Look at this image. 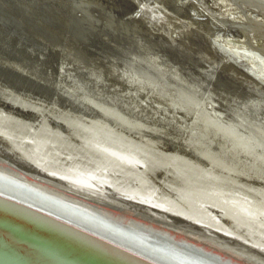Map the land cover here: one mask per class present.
Wrapping results in <instances>:
<instances>
[{
	"label": "bare ground",
	"instance_id": "6f19581e",
	"mask_svg": "<svg viewBox=\"0 0 264 264\" xmlns=\"http://www.w3.org/2000/svg\"><path fill=\"white\" fill-rule=\"evenodd\" d=\"M35 1L38 2L39 0L38 1L35 0ZM61 1H63V0H61ZM67 1H69V0H67ZM72 1H74V0H72ZM147 1H149V0H147ZM177 1H179V0H171L172 7L174 6L173 4L176 3ZM189 1H191V3H193V5H194V3L197 4L196 2L198 0H189ZM203 1L204 0H201V2H203ZM227 1L230 4H234L235 6L238 5V6L242 7V8L237 7V9L240 12H242V14H240V15H243L242 17H244V19L242 17H241V19H243L242 21H238V18H236L237 20L236 19L232 20L233 18L224 19V24L227 26V28L228 27H233V29L234 28H240L244 32V34L248 37L247 43H249V45H253L250 47H246V49H247L246 52L249 53V55H251V56H253V55L256 56L259 61H264V47L261 48V47L256 46L254 41H253V39L256 38V39H261L264 42V0H227ZM164 2H162V3H164ZM166 2L164 4H166ZM48 3L45 4L46 7L49 6ZM53 3H55V1ZM86 3H87V1H86ZM88 3H87V6H88ZM140 3L142 4L141 1H140ZM149 3L150 2H147V4H149ZM162 3H161V5H162ZM178 3H180V1ZM182 3L183 2L181 1V4ZM184 3H186V1ZM57 4H55V5H57ZM60 4H59V6H60ZM67 4H68V2H67ZM89 4H91V3H89ZM164 4L162 5L161 8H163ZM27 5L25 4V6H27ZM43 5H41V6H43ZM143 5H146V4L144 3ZM157 5H158V3H157ZM177 5H175V6H177ZM199 5H201V4H199ZM221 5L219 7H221ZM25 6L23 8H25ZM29 6H31V5H29ZM32 6H33V4H32ZM32 6L30 9H32L34 7V6L33 7ZM227 6H228V4H227ZM43 7H45V6H43ZM46 7H45V9H46ZM37 8L38 7L36 6V9ZM54 8H55V6H54ZM71 8H73V7H71ZM149 8L150 7H148V9ZM155 8H157V7H155ZM180 8H181V6H180ZM184 8H185V6H184ZM195 8H196V6L194 7V9ZM217 8H215V9H217ZM34 9H35V7H34ZM47 9H49V8H47ZM63 9L65 10L66 8H63ZM85 9H86V7H85ZM148 9H147V6L146 7L142 6V10L144 12H148L149 11ZM157 9H159V7ZM179 9H177V10H179ZM186 9H187V7H186ZM200 9H201V7H200ZM203 9H205V8L202 7V10ZM231 9H234V8H231ZM25 10H26V8H25ZM44 10H43V12H44ZM163 10L165 12L166 9H163ZM57 11L58 10L56 9V12ZM140 11H138V12H140ZM181 11H182V8H181ZM181 11L179 13H181ZM183 11H182V13H183ZM203 11L205 12V10H203ZM38 12H39V10H38ZM222 12L224 13V11H222ZM34 13H36V11ZM63 13H64V11H63ZM66 13H69V12H66ZM66 13H64V14H66ZM153 13H155V12H153ZM205 13L214 14L213 11L208 9V8L206 9ZM61 14H62V12H61ZM70 14H72V13H70ZM187 14L190 17L189 11ZM198 14H199V12H198ZM200 14L202 16L206 15L204 13L203 14L200 13ZM36 15H33V16H36ZM174 15H176V14H174ZM51 16H53V15H51ZM144 16H145V14H144ZM164 16L167 17L166 15H164ZM170 16H171V14H170ZM177 16H180V15H177ZM198 16H200V15H198ZM206 16H205V18H206ZM208 16H209V18H211L212 15L211 16L208 15ZM220 16H222V15H220ZM38 17H40V19L42 18L39 15H38ZM57 17H59V16H57ZM64 17L65 16H62V18H64ZM191 17L193 18V16H191ZM238 17H239V14H238ZM28 18H30V16ZM145 18H147V17H145ZM215 18H218V17H215ZM215 18H213V20ZM226 18H229V17H227V15H226ZM25 19H26V17H25ZM40 19H38V20H40ZM42 19H44V18H42ZM167 19H168V17H167ZM170 19H172V18H170ZM110 20H111V17H110ZM151 20H153V19L151 18ZM151 20H149V21H151ZM211 20H212V18H211ZM44 21L45 20H43V22ZM66 21H67V23H70L69 22L70 20L68 18H66ZM203 21H205V20H203ZM220 21L222 22V20H220ZM33 22H34V20H33ZM178 22H179V20H178ZM178 22H176V24H179ZM183 22L185 23V21H183ZM46 23L47 24L49 23V25L51 24L50 22H46ZM151 23H150V25H151ZM153 23H154V21H153ZM182 23H181V25H182ZM224 24H222V25H224ZM52 25H54V24H52ZM174 25H175V23H174ZM185 25H184V27H185ZM166 26H168V25H166ZM171 26H173V24ZM177 26H179V25H177ZM214 26H216V25H213V27ZM175 27H176V25H175ZM20 28H21V26H20ZM33 28H35V27H33ZM75 28H77V27L75 26ZM151 28L153 29V27H151ZM164 28H166V27H164ZM52 29H53V27H52ZM178 29H179V27H178ZM180 29H181V27H180ZM230 29H232V28H230ZM37 30H39V29H37ZM43 30L44 29H42V32H43ZM32 31H33V29H32ZM40 31H41V29H40ZM185 31H184V33H185ZM45 32H47V31L45 30ZM214 32H212V33H214ZM29 33H31L30 35H32L31 29H30ZM34 33H35V31H34ZM49 33H51V32H49ZM67 33H69V32H67ZM174 33H176V32H174ZM209 33H210V31H209ZM218 34H219V32H218ZM51 35H53V33H51ZM221 35H222V33H221ZM40 36H42L44 38L46 37L45 35H40ZM40 36H39V39L37 38L38 40H40ZM177 36H178V38L180 37L179 35H177ZM207 36L208 35H206V37ZM47 37H49V36H47ZM162 37H163V35H162ZM212 37H213V35H212ZM34 38H36V37H34ZM52 38H54V37H52ZM59 38H60V36H59ZM71 38H73V37H71ZM165 38H167V37H165ZM209 38H210V35H209ZM0 39H4L1 43L2 46L8 45V47H5L6 49H5V51H3L4 53H0L1 59L11 63V60H13V59L10 58V53H14V51H18V53L21 55L27 53L28 48H26V46H24L23 41H21L19 39L18 40L15 39V43L20 44V45L17 44L18 48L16 50H15V48L9 49L14 44V43H11V40L14 39L12 37V34L6 33V35H3V34H1V30H0ZM173 39H175V38H173ZM176 39H177V37H176ZM74 40H76V39H74ZM177 40H179V39H177ZM211 40H213V39L211 38ZM51 41H50V43H51ZM55 41H56V39H55ZM60 44L61 43L59 42V45ZM65 44H67V43H65ZM213 44H215V46L221 51V54H222L221 58L223 60L226 59L229 63V64L227 63L226 65H224V67L226 66L229 70L230 66H231V68L233 66H235V68H237L240 73L244 74L245 77L250 80V82L253 80V83L256 86H259V88L264 92V76L259 75L260 71L257 68H253V67H249L248 65H245L244 61L239 60L238 53H235L233 50H230V48L227 45L220 42L219 40L217 41L216 38H214ZM45 46H47V45H45ZM65 46H64V48L67 49ZM61 47H62V45H61ZM64 48H63V50H64ZM75 48L77 50V47H75ZM75 48L73 47V49H75ZM81 48H79V49H81ZM1 49H3V48H1ZM34 50L37 51V49H34ZM59 50H61V49H59ZM29 51L35 53V51H33V49H32V51L31 50H29ZM65 51L68 52V50H65ZM69 53L70 52H68V55H71ZM216 53H218V52H216ZM229 53H231V54L235 53L236 55L234 57V56H231ZM66 54L67 53H65V55ZM68 55L66 56L67 58H68ZM63 56H64V53L61 57L63 58ZM93 56H94V54L92 55V57ZM71 57L74 58V56H71ZM79 58H81V57H79ZM86 58H85L86 61L88 60V58H89V60L92 59V58L90 59V57H86ZM100 58H102V57H100ZM69 59L71 60L72 58H69ZM241 59H243V57ZM70 60H68V61H70ZM73 60H76V59H73ZM95 60H94V62H95ZM52 61L53 60H51V62ZM86 61H85V63H86ZM91 62H93V61H91ZM52 63H54V62H52ZM79 63H81V62L79 61ZM100 63H101V61H100ZM76 64H78V63H75V65ZM96 64L98 67L104 68V67H102L103 64H102V66H99V65H101L99 63H96ZM188 64H190V63H188ZM48 65H50V64H48ZM91 65L94 66L93 64H91ZM80 67L85 68V70H86V72L84 70V72H82V73L77 72L79 74V76H80L79 78L81 80H83V78H86L85 80H87L88 78L86 75H90V76L95 75L96 76L95 78H97V79H93V77H92V80L94 82H96L100 79V77L98 78V76H97V74H99L97 69L94 68L92 71V69L90 70L89 67L85 66V64L83 66H79L78 68H80ZM107 68H106V70H107ZM122 69H124V68H122ZM104 70H105V68H104ZM75 71H73V72H75ZM46 72L47 73H45V74L43 72H41L42 73L41 75L42 76L44 75L43 77L48 78V79L47 78L44 79V82L45 83L48 82L49 85L53 83V84H55V87H60V84H59V82H57V79H55V77L51 78V76H54V73H52V71H50V69L48 71L46 70ZM80 72H81V70H80ZM110 72L116 73V75H118V77L123 78V79L131 82L132 84H135V83L141 84L142 83L140 80L139 81L141 83L138 81L134 82L135 81L134 79H136V80L139 79V78L137 79V77L134 78L135 74L133 76V81H132L131 80L132 76H130V75H128V77H125V76L121 75V72L120 73L113 72L112 69L110 70ZM198 72H199V70H198ZM122 73L126 74L125 72H122ZM48 75H51V76H48ZM103 75L101 74L100 76L102 77ZM129 76L131 79H129ZM136 76H137V74H136ZM138 77H140V76H138ZM80 79H79V81H80ZM89 80H91V79H89ZM106 80H107V78H106ZM0 81L3 83L2 80H0ZM114 81H116V79ZM65 82H66V80H65ZM102 82H104V81H102ZM112 83L113 82H111L110 84H112ZM148 83L153 84L150 81ZM116 84H117V82H116ZM139 84H138V86H141ZM145 84H146V82H145ZM118 85H120V84L118 83ZM61 86H63V84ZM98 86H100V85H98ZM121 86H124V85H121ZM143 86L145 87V85H142L141 87L143 88ZM67 87L66 88L69 92L77 93V91H76L77 89L75 86H73V84H69ZM117 87H119V86H117ZM117 87H116V89H118ZM167 87L165 90L162 88L163 91L161 90V94L165 93V94H168L170 96V92H169V90H167ZM223 87H225V86H223ZM142 88H141V90H142ZM150 88H151V86L149 87V89ZM120 89H121V87H120ZM59 90L60 91L64 90V87L63 88L60 87ZM104 90H106V89H104ZM138 90L137 91L135 90V91L138 92ZM154 90H156V89H154ZM175 90H177V89H175ZM145 91H147V90H145ZM179 91H178L179 95L177 94V91H175V94L174 93L173 94L171 93V94L174 96L177 95L179 97L178 101L181 104V106H180L181 108H183L185 110H191V108H192L191 105L195 103L194 98L192 97L191 94H189V92L187 90H183L181 92V94ZM101 92H103V90ZM121 92H123V90ZM133 92H134V90H133ZM116 93H118V92H116ZM124 93H126V92H124ZM155 93H156V91L154 92V94ZM138 94H141V93H138ZM13 95H15V97H17L18 99L24 100L23 99L24 97L21 95H16L14 93H13ZM72 95L76 98L75 102L77 101L76 103L80 105L79 106L77 104H75V105L73 104V106H75V108L76 107L79 108L80 110H75V109L70 110L66 106V110H64L63 112L66 111V113H68L69 115H67V116L65 115V117H61V118L59 117V119L64 121V122L66 120L69 123V124L67 123L69 125V127H66L67 129H62L64 127H63V124L60 122H58V123L61 124V126H57V125H54V126L51 125L50 126V124L46 120L44 122L40 123V125H39L35 121L22 119L16 115H14L13 113L6 111L5 109L2 108V106H0V144L3 146V152H4L3 153L0 151V187L2 188V191H0V194L2 195V197L6 198V199H10L12 201H15L12 199V197L13 198L19 197L21 199L23 198V200H26L27 202H29V203L37 206V207L39 206V208L44 209V211H46V212H50L52 214L63 215L65 217H69L73 220H86V221L88 220L89 223L95 225L94 226L96 228L95 230L100 235H103L104 237L111 236V237H113V238L110 237L111 240L117 241L120 244L122 242L127 243L129 246L134 247V248L136 247V248L140 249L141 247H144L143 244L144 245L145 244L151 245V243H156L157 245H160L165 249H168V248H170V250L174 249L177 253H180L183 256L185 255V256L192 257V255H193L197 259L203 260V261L200 260L201 262H207V263H211V264L212 263H214V264H256V263L252 262L251 260L247 259V257H249L248 255H246L244 252H242L240 250H237L236 248H233V247L225 248L223 245L215 244L212 241H209L211 244H214V246H211V245L207 244V243H209L208 239H203L202 236L194 235L195 236L194 237V236L188 235L190 238H192V239H190L188 236H182V235H179L175 232H171L170 230L163 229L161 226H158L155 223H151L149 221H146V220H143L140 218H136L134 216L135 214L132 211H130L124 207L123 208L118 207L117 204H119V203H116L117 200L111 199V198H113L112 195H110L104 191L106 189H109L110 187H112L115 190H117L119 193H123L127 197H130L131 199H134L136 201H140V202H143V203H146L149 205L160 207L167 212L176 213L179 216L185 217L187 220L188 219L195 220V221L200 222L204 225H209L215 229L223 231L227 234H230V235L233 234V235L243 237L246 240L253 241L254 243H257V244L264 247V154H263L264 152L261 154H258V152H257L258 150H256V148H254V146H251L249 144L246 146V143H245V145H242V143H239L238 140L233 136L234 133L232 131H231L232 134H230L229 131H230L231 127H229L228 129L224 128V127H226L225 124L221 125V123H222L221 121L217 122V120H219L218 118L214 119L210 115L211 113H206V112L202 111L200 113L202 115H199L198 117L196 116L198 118V121H201V122H199V123H201V126H203V128L200 127L202 131H199V130L197 131L196 128H195L196 131H194V129L192 128V125L190 127L193 129L191 132V135L192 136L196 135L195 137L198 138L196 140L201 142V144L196 145L195 148L197 149V151H199L202 155L208 157L210 160L209 162L204 163V161H200L199 157L196 156L195 154L193 155L195 158L194 157L192 158L190 156L183 154L184 152L182 150L180 153L178 151L177 152L174 151V149H173V151L169 148L167 150L161 149L159 144H158L159 141L149 139L148 138L149 136L147 133V132H150V133L156 132V130L158 128H149L148 127L149 129H155V130H142V131L133 130L129 135V134L125 133V131L127 132V130L121 129V127L119 128L110 122H106L103 118L102 119L97 118L99 116L94 117V116H91L89 114L83 113V111L86 110L87 107H91L93 109L100 108L104 112H109V113L117 115L116 117L118 119H121L122 121H127L132 126H136V125L137 126H141V125L144 126L145 125L141 121V119L124 114L123 112H121L119 110V108H117V107L115 108L113 105L108 104L106 100L103 101L100 99H96L94 96H92V97L87 96V98H86V97H82L78 94H72ZM126 95H128V93ZM134 95H132V96L134 97ZM105 96H107V95H105ZM137 96H139V95H137ZM151 96H153V95H151ZM151 96H150V98H152ZM129 97H131V95ZM140 97H142V96H140ZM159 97H160V95H159ZM165 97H167V96H165ZM25 99H27V98H25ZM160 99H161V97H160ZM116 100H118V99H116ZM145 100L147 101V99H145ZM145 100H143V101H145ZM196 100H199V99H196ZM15 101H18V100H15ZM30 101H32V100L30 99ZM127 101L128 102H126V103H128V106H129V103H130V105L134 103V101H131V100H127ZM170 101H171V99H170ZM19 102H21L22 104H24L26 106L28 104L27 102L21 101V100ZM63 102L64 101L59 102L58 104H61V103L63 104ZM121 102H123V100ZM152 102H153V100H152ZM117 103H120V102H117ZM71 104L72 103H69L67 105L69 106ZM197 104H196V107L199 105V104L198 105ZM142 105H143V103H142ZM158 105H160V104H158ZM36 106L40 107L38 105H36ZM120 106H121V104H120ZM128 106H126V107H128ZM133 106H135V105H133ZM173 106H175V103ZM82 107H86V108L83 109ZM95 107H97V108H95ZM123 107H125V106H123ZM129 107L131 108L132 106H129ZM136 107L138 108V106H136ZM144 108L147 109V107H144V105H143V109ZM171 109H173V108H171ZM176 109L178 111V108H175V111H176ZM200 109L201 108H199V110ZM133 110H134V108H133ZM159 110H160V108H159ZM197 110H198V108H197ZM139 111H141V109ZM153 111H156V110H153ZM97 112H99V111H97ZM168 112H170V111H168ZM100 114L103 115L102 112H100ZM149 114H145V115L147 116ZM172 114H171V116L173 117ZM138 115H140V114H138ZM188 115H186V117ZM192 115H193V113H192ZM164 116H165V114H164ZM142 117H143V115H142ZM148 118L146 117L147 120H148ZM184 119H185V116H184ZM154 122H156V121H154ZM178 122H180L179 118H178ZM182 122H184V121H182ZM196 122H197V120H196ZM175 123H176V121H175ZM193 124H195V123H193ZM36 125H38L39 127L38 126L36 127ZM154 125H155V123H154ZM47 126H50L51 129H48ZM180 126H184V125H180ZM163 127L165 128V126H163ZM170 127H171V125H170ZM190 127H189V130H190ZM130 128L134 129V127H130ZM232 128H233V126H232ZM171 129H173V128H171ZM171 129H169V130H171ZM179 129H180V127L178 128V130ZM236 130L238 131V129H236ZM170 132H172V130ZM166 134H167V132H166ZM178 134L179 133L174 132L173 137L176 138V136H179ZM236 134L239 135L240 133L236 132ZM208 135L210 136V139H209L210 141H207V137L204 139H201L203 136H208ZM181 136H179V137H181ZM185 136H187V135H185ZM243 136H246V135H243ZM247 137H248V135H247ZM246 140H248V139H246ZM202 144H204V146ZM211 144H213V145H211ZM259 144H260V142H259ZM262 145L264 146V143ZM172 146L174 147V145H172ZM256 146L258 148V145H256ZM263 146L260 145V147H263ZM176 149H177V147H176ZM261 152H262V150H261ZM11 158H13L15 160H13ZM21 162L33 163L39 168L38 171H43V172L48 173L50 175L63 178L64 180L67 179L66 180L67 182H70V184H72V185L78 186L77 188L84 190V192L75 188V187L72 188L69 186L66 187V186L60 185L56 181L49 179V178L45 177L44 175H41L40 173L37 172V170L31 169L27 166H23V164ZM211 163H215V165L211 164ZM163 166L165 168H167L168 171H171V174H169L170 176L169 175L167 176L165 173L160 172L164 168ZM158 167H161V168L158 169ZM170 167H172L173 169H176V171L178 173L185 176L184 179L180 178V180H181L180 183L175 182L174 179H172L171 175L173 174L172 173L173 169H169ZM176 171L174 170L175 174H176ZM241 178H242V181L240 180ZM189 180L191 182H193L194 184L195 183L197 184L195 186V188L189 186V184L191 185V182H189ZM230 180L232 182H230ZM244 181L247 182V184ZM238 183H240V184H238ZM248 183H249V185H248ZM161 185L166 186V188H165L166 190H164V189L161 191L158 190ZM2 193L8 194V195L10 194L11 196L9 195L10 197H7V196L3 195ZM93 195L94 196H100L101 198L94 197ZM104 199H107L106 201H110V202L106 203L104 201ZM34 212H36V211H34ZM259 217H261V219H259ZM168 227L171 230H173V228H174V227H171L170 225ZM174 230L177 231L176 229H174ZM177 232H179L180 234L184 233L183 230H181V231L178 230ZM200 240L206 241L207 243H202V242L199 243ZM136 245H139V246H136ZM215 248H218L219 250H217ZM141 249L143 251V248H141ZM143 252L146 253L147 251H143ZM147 254H149V253H147ZM150 256L153 257L154 255L150 254ZM0 264H9V263H7V262L1 263L0 262Z\"/></svg>",
	"mask_w": 264,
	"mask_h": 264
},
{
	"label": "rangeland",
	"instance_id": "374dc122",
	"mask_svg": "<svg viewBox=\"0 0 264 264\" xmlns=\"http://www.w3.org/2000/svg\"><path fill=\"white\" fill-rule=\"evenodd\" d=\"M54 1H55V3H53ZM66 1L67 0H65V1L64 0L63 1H61V0H58V1L57 0H51V1L50 0H39L38 2H36L35 0H26V1L25 0H23V1L22 0H14V1L13 0H0V30H1V33L4 32L3 35H6V33L12 34L13 38L23 41L24 46H26V48H28L31 51L33 49V51H35L36 55L40 54L43 56V58L45 57L44 59L47 62L46 64H47L48 68L50 69V71H52V73H54V76H51V77L52 78L55 77V79H57V81L60 84H63V85L65 84L64 86H66V87L69 84H73V86H75L76 89L80 88V86H82L84 79L83 80L80 79V81H79L80 76L77 75L78 74L77 71H78V69H81V68H78V67L83 66L85 64V61L87 59L86 57H90V59L92 58L90 61H93V62L96 59L94 63L101 64V65L98 64L99 66H102V64H103L102 67H104L105 70L103 73L104 75L102 76L103 80L99 79V81L97 83V86L100 85V86L96 87L98 90L92 89L93 91L91 90L90 94H93L94 92H95L94 94H96V96L99 94L97 96L99 99L106 100L107 103L111 104V105H114V103H115V104H119V105L121 104V106L123 105L126 107V106H128V103H126V102H128L127 100L134 101V103L131 105L129 103V106H132L134 108V110H133V108L131 107L133 110L132 114H136V116L138 114H140L138 116L141 117L142 119L144 118L145 120H147L146 117L147 118L149 117L146 122L145 121H143V122L147 126H149V128H158L156 130V133L165 134L167 132V136L169 135L170 137H173L174 132L179 133L178 135L179 136L182 135V136L181 137L176 136V138L178 140L184 141L185 143H189V141H190V143H192L193 145H200L201 142L197 141L196 139H198V138L195 137L196 135L192 136L191 132L193 129H194V131H196V129H197V131L198 130L200 131V129H201L200 127L203 128V126H201V123H199L201 121H198V118H197L199 115H202L200 113L203 111L206 113H211L210 115L214 119L218 118L219 120H217V122L221 121L222 122L221 125L225 124L226 127H224V128L228 129L229 127L232 128V126H233L232 129L230 128L229 132H230V134H232V132L234 133L233 136L238 140L239 143H242V145H245V143H246V146L248 144L251 146H254V148H256V150H258L257 151L258 154H261L264 152V148H263L264 146L262 145L264 143V107H263L264 106V92L259 88V86H256L253 83V80L250 82V80L248 78H246L244 74L240 73L238 71V69L235 68V66H233L234 68L233 67L231 68V66H230L229 70L226 66L224 67V65H226L228 63V61L226 59L223 60L221 58V55H222L221 51L215 46V44H213V40H214V38H216L217 41L219 40L220 42L227 45L230 48V50H233L235 53H238L239 60L244 61L245 65H248L249 67L257 68L260 71L259 75L264 76V61H259L256 56H254V55L251 56V55H249V53L246 52V50H247L246 47L253 46V45H249V43H247L248 37L244 34V32L240 28H234L233 29V27H228L229 28L228 29L227 26L224 24V19L233 18L232 20H235L236 18H238V21H242L244 19V17H242L243 15H240V14H242V12H240L237 9V7L238 8H242V7H240L238 5L235 6L234 4H230L227 0H224V1L223 0H217V1L211 0L212 2L210 0H204L203 2H201V0H198L196 2L197 4L194 3V5L189 0H179L180 3H178L179 1H177L176 3L178 5L179 4L180 5L178 6L176 3H174L173 7H172L171 0H149V1H147V0H77L78 2L76 0H74V1L69 0L70 2L67 1L68 4ZM86 1H87V3L89 2L91 4L88 3V6H87ZM140 1L142 2V4L140 3ZM164 1L165 2L167 1L166 4H164L165 3ZM181 1L183 2L182 4H181ZM185 1H186V3H184ZM46 2L47 3L49 2L48 3L49 6H47V7L45 5V4H47ZM143 2L146 5H143L144 4ZM147 2H150L149 3L150 5L147 4ZM162 2H164V3H162ZM157 3H158V5H157ZM161 3H162V5L164 4L163 8H161L162 7ZM25 4L26 5L28 4V5L25 6ZM32 4L35 7V9L32 6ZM55 4H57V5H55ZM59 4H60V6H59ZM199 4H201V5H199ZM227 4H228V6H227ZM29 5H31L33 8L30 9L31 6H29ZM39 5L40 6L43 5L46 7V9L47 8H49V9L46 10L45 7H43V6L40 7ZM175 5H177L178 7ZM220 5H221V7H219ZM24 6H25L26 10H25V8H23ZM36 6L38 7L37 9L39 10L40 13L36 9ZM54 6H55V8H54ZM142 6H145V7L147 6V9H148V7H150L151 9L149 8L148 12H144L142 10ZM180 6L182 8V11L184 10L183 13L181 11ZM184 6H185V8H184ZM195 6H196V8L194 9ZM71 7H73V8L75 7V8L73 9ZM85 7H86V9H85ZM155 7H157V8L159 7L160 10L155 8ZM186 7H187V9H186ZM200 7H201V9H200ZM202 7L205 8V9H203V10H205V12H206V9L208 8V9L212 10L214 14L205 13L202 10ZM63 8H66V9L64 10ZM215 8H217V9H215ZM231 8H234V9H231ZM56 9L58 10L57 12H56ZM163 9H166L165 12ZM177 9H179L181 11V13H179L180 11ZM43 10H44V12H43ZM35 11H36V13H34ZM63 11H64V13H66V12H69V13L64 14ZM138 11H140V12H138ZM188 11L190 13V17L187 14ZM197 11L199 12V14ZM222 11H224V13ZM61 12H62V14H61ZM153 12H155V13H153ZM70 13H72V14H70ZM200 13L206 14L207 15V16L205 15L206 18L204 15L202 16ZM32 14L33 15L37 14L36 15L37 17L33 16ZM50 14L53 15L54 17L51 16ZM144 14H145V16H144ZM170 14H171V16H170ZM174 14H176V15H174ZM219 14L222 16H220ZM238 14H239V17H238ZM38 15L44 19L41 18L42 19L41 20L40 17H38ZM61 15L65 16V17L62 18ZM164 15H166L168 17V19ZM177 15H180V16H177ZM198 15H200V16H198ZM208 15H210V16L212 15L211 16L212 20H211V18H209ZM226 15L229 18H226ZM29 16H30V18H28ZM50 16L53 18H51ZM57 16H59V17H57ZM109 16L111 17V20H110ZM191 16H193V18L194 17L195 18L193 19ZM25 17H26V19H25ZM145 17H147V18H145ZM215 17H218V18H215ZM241 17L243 19H241ZM66 18H68L70 20L69 21L70 23H67ZM151 18L153 20H151ZM170 18H172L173 20ZM213 18H215V19L213 20ZM38 19H40L41 21ZM33 20H34V22H33ZM43 20H45V21L43 22ZM52 20H53V23H52ZM149 20H151V21H149ZM178 20H179V22H178ZM203 20H205V21H203ZM220 20H222L223 23ZM153 21H154V23H153ZM183 21H185V23ZM46 22H50L51 24L49 25V23L47 24ZM176 22H178L179 24H176ZM180 22L181 23L183 22L182 25ZM150 23H151V25H150ZM174 23H175L177 28L175 27ZM52 24H54L55 26ZM172 24H173V26H171ZM222 24H224V25H222ZM166 25H168V26H166ZM177 25H179V26H177ZM184 25L186 28L184 27ZM213 25H216V26L213 27ZM20 26H21V28H20ZM75 26L77 28H75ZM33 27H35V28H33ZM52 27H53V29H52ZM151 27H153V29ZM164 27H166V28H164ZM178 27H179V29H178ZM180 27L182 30L180 29ZM230 28H232V29H230ZM30 29H31L32 35H30L31 33H29ZM32 29H33V31H32ZM37 29H39V30H37ZM40 29H41V31H40ZM42 29H44L43 32H42ZM45 30L47 32H45ZM34 31H35V33H34ZM184 31H185V33H184ZM209 31H210V33H209ZM49 32L53 33L54 36L51 35V33H49ZM67 32H69V33H67ZM174 32H176V33H174ZM212 32H214V33H212ZM218 32H219V34H218ZM221 33H222V35H221ZM40 35H45L46 36L45 38L47 40ZM58 35L60 36V38ZM162 35H163V37H162ZM177 35H179L180 37L178 38ZM206 35H208V36L206 37ZM209 35H210V38H209ZM212 35H213V37H212ZM39 36H40V40H38ZM47 36H49V37H47ZM34 37H36V38H34ZM52 37H54L56 39V41ZM71 37H73V38H71ZM165 37H167V38H165ZM176 37L179 40H177ZM173 38H175V39H173ZM211 38L213 40H211ZM74 39H76V40H74ZM50 41H51V43H50ZM253 41H254L256 46L261 47V48L264 47V42L261 39L255 38V39H253ZM59 42L61 43L60 45H59ZM64 42L67 44H65ZM45 45H47V46H45ZM61 45L63 48L66 45L65 47L67 49L64 48V50H63ZM73 47L74 48L77 47V50H76V48L73 49ZM79 48H81L82 50ZM34 49H37V51ZM59 49H61V50H59ZM57 50H59L62 54L61 53L59 54L57 52ZM65 50H68V52H70L69 54H71V55H68V52ZM216 52H218V53H216ZM0 53H4L3 50ZM63 53H64V56L62 58L61 56L63 55ZM65 53H67V54L65 55ZM235 53H233V54L229 53V54L231 56L235 57V55H236ZM93 54H94V56L92 57ZM67 55H68V58L66 57ZM71 56H74V58ZM79 57H81V58H79ZM100 57H102V58H100ZM242 57H243V59H241ZM69 58H72V59L70 60ZM73 59H76V60H73ZM51 60H53L52 62H54V63H52ZM68 60H70V61H68ZM79 61L82 64L79 63ZM100 61H101V63H100ZM75 63H78V64L75 65ZM188 63H190V64H188ZM48 64H50V65H48ZM74 66L75 67L77 66V67L75 68ZM109 67H116V69L112 68V71L118 72V73L121 72V75H123L125 77H128V75L132 76V79L129 76V79H131L132 81H133V76L135 74L134 78L137 77V79L138 78L139 79L138 80L134 79L135 80L134 82H136V81L140 82L141 81L142 83L140 82L141 84H139V83L138 84L141 86L145 85V87L143 86V88H142L141 86H138L137 83L132 84L130 82V84H129V82L126 80H123V83L114 81L115 79H112L109 76H107V72L109 71ZM104 68H102V69H104ZM106 68H107V70H106ZM122 68H124V69H122ZM197 69L199 70V72ZM73 71H75V72H73ZM92 71H93V69H92ZM122 72H125L126 74H124ZM136 74H137V76H136ZM138 76H140V77H138ZM92 77H93V79H97V78H95L96 77L95 75L91 76V78ZM106 78H107V80H106ZM65 80H66V82H65ZM85 81H87V80H85ZM102 81H104V82L106 81V82L104 83ZM149 81L153 84L148 83ZM111 82H113V83L110 84ZM116 82H117V84H116ZM145 82H146V84H145ZM118 83L120 85H118ZM51 85L55 86V84H53V83ZM121 85H124V86H121ZM115 86L116 87L119 86V87H117L118 89H116ZM150 86H151V88L149 89ZM165 86L166 87L168 86L167 90H169L170 96L168 94H165V93L161 94V90L163 91V89L164 90L166 89ZM223 86H225V87H223ZM120 87H121V89H120ZM141 88H142V90H141ZM174 88L177 90H175ZM104 89H106V90H104ZM144 89L147 91H145ZM154 89H156V90H154ZM102 90H103V92H101ZM122 90H123V92H121ZM133 90H134V92H133ZM135 90L136 91L138 90V92H136ZM183 90H187L189 92V94H191L195 100V103L191 105L192 106L191 110H185V109L181 108L180 107L181 104L178 101L179 97L177 95H175V96L172 95L173 93L175 94V91H177V94L179 95L178 91L181 94V92ZM155 91H156V93L154 94ZM116 92H118V93H116ZM124 92H126V93H124ZM127 93H128V95H126ZM138 93H141V94H138ZM157 93L160 95L161 99ZM104 94L107 96H105ZM130 95H131V97H129ZM132 95H134V97ZM137 95H139V96H137ZM151 95H153V96H151ZM214 95H215V97L217 95H218V97L221 96L223 98V101H221L223 104L222 103L217 104L214 100ZM140 96H142V97H140ZM150 96L152 98H150ZM165 96H167V97H165ZM169 98L171 99V101ZM114 99L115 100L118 99V100L115 101ZM121 99L123 100V102H121L122 101ZM145 99H147V101ZM196 99H199V100H196ZM143 100H145V101H143ZM152 100H153V102H152ZM117 102H120V103H117ZM142 103H143L144 107H147V109H145V108L143 109ZM174 103H175V106H173ZM158 104H160V105H158ZM196 104L198 105L197 107H196ZM133 105H135V106H133ZM136 106H138V108ZM159 108H160V110H159ZM171 108H173V109H171ZM175 108H178V111H177V109L175 111ZM197 108H198V110H197ZM199 108H201V109L199 110ZM126 109H127V107H126ZM140 109H141V111H139ZM152 109L156 110V111H153ZM168 111H170V112H168ZM192 113H193V115H192ZM145 114H149V115L146 116ZM164 114H165V116H164ZM171 114L173 115V117L171 116ZM142 115H143V117H142ZM183 115L185 116V119H184ZM186 115H188V116L186 117ZM178 118H179L181 123L178 122ZM196 120H197V122H196ZM154 121H156V122H154ZM175 121H176V123H175ZM182 121H184V122H182ZM192 122L195 124H193ZM154 123H155V125H154ZM179 124L184 125V126H180ZM56 125L61 126V124H59L58 122H56ZM170 125H171V127H170ZM191 125H192L193 129L190 127ZM163 126H165V128ZM179 127H180V129L178 130ZM189 127H190V130H189ZM149 128H146V129L150 130ZM166 128L168 130L173 128L171 130H172V132L173 131L174 132L172 133V132H170L171 130L168 131ZM236 129H238V131ZM236 132L240 133V134L238 135V134H236ZM147 133H150V132H147ZM185 135H187V136H185ZM243 135H246V136H243ZM247 135L249 138L247 137ZM244 137L248 140H246ZM259 142H260V144H259ZM255 144L258 145V148ZM202 145L204 146V144H202ZM260 145L263 147H260ZM261 150H262V152H261ZM160 187L158 190H160V191L163 189L166 190L165 189L166 186L161 185Z\"/></svg>",
	"mask_w": 264,
	"mask_h": 264
},
{
	"label": "water",
	"instance_id": "95a60500",
	"mask_svg": "<svg viewBox=\"0 0 264 264\" xmlns=\"http://www.w3.org/2000/svg\"><path fill=\"white\" fill-rule=\"evenodd\" d=\"M53 18V17H51ZM56 21V20H55ZM53 22V20H52ZM3 34V33H1ZM0 39V49L5 51L6 46H2V41ZM10 40V39H9ZM18 40V39H17ZM13 41V42H12ZM11 43H14L9 49L18 48L15 43V38L11 40ZM60 54L61 52L57 50ZM11 63L1 59L0 57V106L6 111L13 113L14 115L30 120L35 121L37 124L48 121L50 126L56 125V122L63 124L62 129H67L69 123L65 120L62 121L59 117H65L69 115L68 113L63 112L66 110V106L71 110H80L75 108L73 104L76 98L72 94H78L82 97L94 96L96 99H99L96 94H90V91L97 89L98 81L94 82L90 75L87 76V81L83 82L82 86L78 88L77 93H72L67 90V88L62 84L60 86L64 90H59L60 87H55L49 85L48 82H44L45 77H43L41 72L44 74L48 71L47 62L43 59L42 55H36L33 52L27 50L26 54H19L18 51L10 53ZM89 69H97L99 74L98 77L104 73V69L97 66L96 63L91 62L89 59L85 63ZM93 64L94 66H92ZM81 68V67H80ZM115 67H109L107 76L110 78L116 79L117 82L123 83V78L118 77L116 73H111L110 70ZM116 69V68H115ZM81 70V72H80ZM78 69V73L84 72L85 68ZM86 72V70H85ZM79 75V74H77ZM51 76V75H48ZM52 78V77H51ZM48 79V78H47ZM80 79V78H79ZM84 80L86 78H83ZM91 79L92 81H90ZM100 79L103 80L102 77ZM127 81V80H126ZM58 82V81H57ZM129 82V81H128ZM130 83V82H129ZM23 96L24 100L18 99L15 95ZM216 95V94H215ZM214 95V100L217 104H221L223 98L220 96ZM73 96V97H72ZM22 98V97H21ZM27 98V99H25ZM30 99L32 101H30ZM58 99V100H57ZM18 100V101H15ZM27 102V106L22 104L19 101ZM102 100V99H100ZM58 101V102H57ZM63 104H58L59 102ZM105 101V100H103ZM72 103L71 105H67ZM36 105L40 106L37 107ZM79 105V104H77ZM76 105V106H77ZM80 106V105H79ZM115 108H119L121 112L126 115L136 117L143 120L141 117L136 114H132V108L122 107L119 104L113 105ZM67 108V109H68ZM85 109L86 107H82ZM97 108V107H95ZM83 111V110H82ZM99 111V112H97ZM100 112L103 113L100 114ZM85 114L91 116H99L97 118H103L106 122H110L121 129L127 130L125 133L129 134L135 130H147V126L144 122V126H132L127 121H122L118 119L115 114L104 112L100 108L93 109L87 107L83 111ZM68 123V124H67ZM65 125V126H64ZM38 125H36L37 127ZM50 126H47L48 129H51ZM39 127V126H38ZM130 127H134L131 129ZM69 129V128H68ZM131 130V131H130ZM154 130V129H150ZM200 131H202L200 129ZM210 135V134H209ZM203 136L201 139L207 137V141H210V136ZM148 138L155 141H159V146L161 149H171L173 151H178L183 154L194 157H199L200 161L204 163L209 162V158L202 155L195 148L196 145L192 143H185L180 141L177 138L170 137L167 134H159L156 132L148 133ZM137 137V136H136ZM142 139V138H141ZM214 143V142H213ZM174 145V147L172 146ZM213 145V144H211ZM177 147V149H176ZM211 147V146H210ZM213 147V146H212ZM176 149V150H175ZM216 149V148H215ZM0 151L3 152V146L0 144ZM4 153V152H3ZM9 156V155H8ZM10 158V157H9ZM195 158V157H194ZM13 159V158H11ZM15 160V159H13ZM23 166H27L31 169L37 170L38 173L44 175L45 177L52 179L63 186H69L72 188H77L78 186L70 184L63 178L50 175L43 171H38V167L33 163L21 162ZM28 164V165H27ZM214 164L215 163H211ZM218 166V165H217ZM164 167V166H163ZM162 167V168H163ZM161 167H158V169ZM169 169H173L170 167ZM172 171V179L175 182L180 183V178H185L182 174L176 171V174ZM160 172L165 173L167 176L171 174V171H168L167 168H163ZM176 175V176H175ZM170 176V175H169ZM242 181V178L240 179ZM189 182H191L189 180ZM230 182H232L230 180ZM245 182V181H244ZM247 184V182H245ZM240 184V183H238ZM197 184L191 182L189 186L194 187ZM249 185V183H248ZM110 187V186H109ZM240 187V186H239ZM244 188V187H243ZM81 190L80 188H77ZM0 191L2 188L0 187ZM84 192V190H81ZM104 192L112 195L113 198L117 200L116 203L118 207L126 208L132 211L136 218H140L151 223H155L158 226H161L163 229L170 230L182 236H202L203 239H208L215 244L223 245L225 248H236L244 252L248 260L256 264H264V247L254 243L253 241L246 240L243 237L237 235H230L218 229H215L209 225H204L195 220L186 219L185 217L179 216L176 213H171L163 210L160 207L149 205L140 201H136L127 197L123 193H119L114 188L110 187ZM3 195L10 197L8 194L2 193ZM94 196V195H93ZM99 197L100 196H94ZM17 198V199H16ZM12 201L2 197L0 194V262L9 263V264H211L207 262H201L192 255L183 256L180 253H177L174 249L170 248L165 249L156 243L143 244V251L140 248H134L129 246L127 243H119L117 241L111 240L110 237H104L100 235L95 229V225L88 222V220H73L69 217H65L59 214H52L50 212L44 211V209L35 206L23 198L16 197ZM103 199V198H102ZM108 199V198H107ZM109 203L110 201H106ZM110 199V198H109ZM119 201V202H118ZM36 211V212H34ZM45 212V213H44ZM261 219V217H259ZM174 227L173 230L169 229L168 226ZM183 230L184 233L180 234L175 231ZM187 234V235H186ZM189 237V236H188ZM195 237V236H194ZM113 238V237H111ZM190 238V237H189ZM115 239V238H114ZM192 239V238H190ZM117 240V239H116ZM119 241V240H118ZM135 241V240H134ZM207 243L206 241L200 240L199 243ZM211 246L210 242L207 243ZM135 245V244H134ZM139 246V245H136ZM161 249H159V248ZM165 247V246H164ZM135 250H134V249ZM163 248V249H162ZM165 249V250H164ZM219 250L218 248H215ZM138 250V251H137ZM149 253V254H147ZM150 254L154 255L153 257ZM214 264V263H212Z\"/></svg>",
	"mask_w": 264,
	"mask_h": 264
}]
</instances>
